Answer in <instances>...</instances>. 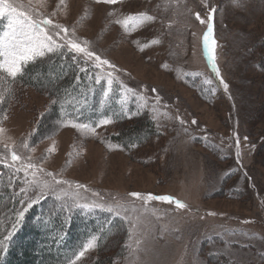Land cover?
Segmentation results:
<instances>
[{"label":"rangeland","instance_id":"1","mask_svg":"<svg viewBox=\"0 0 264 264\" xmlns=\"http://www.w3.org/2000/svg\"><path fill=\"white\" fill-rule=\"evenodd\" d=\"M14 3L63 25L67 38L115 65L118 71L94 67L106 81L113 72L118 102L132 114L128 122L102 125L95 133L58 125L47 118L45 92L0 77V160L21 169L29 188L47 184L46 193L125 222L74 264H264V0ZM139 13L155 19L131 31L116 23ZM209 23L219 78L204 50ZM6 27L0 17V35ZM153 39L161 42L153 45ZM141 115L153 121L156 136L121 146L115 137ZM149 194L187 207L148 200Z\"/></svg>","mask_w":264,"mask_h":264},{"label":"trees","instance_id":"2","mask_svg":"<svg viewBox=\"0 0 264 264\" xmlns=\"http://www.w3.org/2000/svg\"><path fill=\"white\" fill-rule=\"evenodd\" d=\"M260 68L264 71V63ZM22 72L15 79H9L5 72H0V77L7 83L45 92L50 100L47 118L52 123L63 126L79 122L95 127L105 118L119 125L128 122L118 102L121 95L117 85L112 83L105 98L107 81L95 83L94 65L66 49L28 62ZM134 120L135 124L115 137L123 147L141 145L157 134L149 117L141 115ZM17 169L0 160V264H72L93 237V247L99 249L125 227L118 217L76 206L64 195L52 192H45L19 220V212L35 188L28 187L27 177ZM9 233L11 237L5 239Z\"/></svg>","mask_w":264,"mask_h":264},{"label":"snow or ice","instance_id":"3","mask_svg":"<svg viewBox=\"0 0 264 264\" xmlns=\"http://www.w3.org/2000/svg\"><path fill=\"white\" fill-rule=\"evenodd\" d=\"M121 2V0H96V3H104V4H117ZM60 3L63 4L64 0H60ZM216 12V9L212 8L210 10V14L208 16V21L213 20V14ZM112 15V13H109ZM0 17L6 18L7 27L6 30L0 35V72L7 73V76L12 77L13 79L17 78L18 75L22 76V67H26L27 63L30 61H34L36 58L44 56L46 53H55L57 50L68 49L72 53L81 56V58L87 57L88 60H91L96 68H102L107 65L109 68L114 71H118L116 66L111 64L107 59H102L100 55L96 54L94 51L88 50L86 45H82L74 39H69L68 33L69 30L65 28L63 25L59 23L53 24V21L48 18L40 17L37 19L33 13L27 10H20V7L14 3V0H0ZM155 17L150 16L146 13H139L135 15H126L123 19H118L116 23L121 24L126 31H131L133 27L137 25H143L145 22L153 21ZM196 19L200 20L201 23H205L204 20L200 18L199 13L196 14ZM213 24L209 23L207 33L203 36V44L205 54L209 58V62L211 63L212 70L215 72L216 76L219 78L220 73L217 65L215 63V39L213 36ZM63 32L65 35L60 36V33ZM54 37H59L60 40H63V43H58ZM161 41L159 39H153L150 41L151 44H159ZM147 46V45H145ZM143 50V48H141ZM63 55V52L61 51ZM84 70V69H82ZM107 83L108 89L105 90L104 96L108 98V93L111 90V85L113 81L116 79L114 77L113 72H107ZM101 77L97 75L95 77V83H100ZM220 83L223 84L225 91L228 90L227 83L224 82L222 78H220ZM121 88H125L123 82H120ZM127 92H132V89H126ZM155 91V90H153ZM159 97L156 98L157 103H159ZM56 103V101H53ZM125 115H132L129 113H125ZM7 119V116L4 117ZM179 119V117H177ZM112 123L111 119L105 118L98 122L95 127H91L87 124L83 123H73L71 126L78 130H90L95 133L96 127H100L102 125H108ZM181 124H184V120H180ZM192 124H196V120L191 121ZM5 129L0 127V133H3ZM246 139V138H245ZM27 144H24V147H27ZM135 146V145H131ZM239 147V140H237V148ZM52 151V149H49ZM240 156L239 151H237V157ZM11 159L13 161H18L20 157L13 152L11 155ZM239 163V160H238ZM27 167H34L32 164H28ZM21 169H17L20 171ZM43 171V169H41ZM48 175H52L48 173ZM56 183H65L64 181L57 180ZM48 185H41L40 183H36L35 190L33 192V196L30 198V201L27 203L25 207H22L19 212V220H23L24 214L28 211L29 208L33 206V204L39 203L40 200L45 196V192L43 188H47ZM83 187L82 185H77V188ZM21 191H25L23 188ZM133 197H141L140 193H130ZM148 200H157L166 202L169 204H174L176 208H186L187 205L181 202L180 200H176L171 196H155L149 194L147 196ZM80 207H88V205H80ZM103 207V206H101ZM109 211L112 209L109 208ZM15 227V226H14ZM11 233L8 234L5 239H9L11 237ZM95 237L88 244L84 245L82 251L76 256V259L79 260L81 257L85 255V252L94 246ZM6 250V249H5ZM74 264V262H73Z\"/></svg>","mask_w":264,"mask_h":264}]
</instances>
